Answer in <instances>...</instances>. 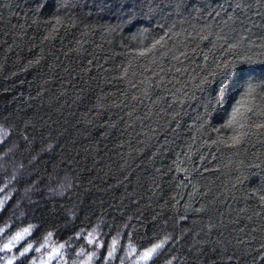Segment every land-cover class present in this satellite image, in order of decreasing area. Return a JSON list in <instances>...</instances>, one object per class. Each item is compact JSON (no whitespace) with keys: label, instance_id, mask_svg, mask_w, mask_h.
<instances>
[{"label":"trees","instance_id":"trees-1","mask_svg":"<svg viewBox=\"0 0 264 264\" xmlns=\"http://www.w3.org/2000/svg\"><path fill=\"white\" fill-rule=\"evenodd\" d=\"M107 2L0 0V249L29 229L0 259L48 241L40 255L52 241L64 257L55 264H81L92 248L91 264H203L201 249L217 241L231 249L238 237L253 238L238 255H255L264 242V130L253 127L238 148L213 141L233 135L234 108L264 107V0H242V10L219 0L220 17L209 15L218 0H148L146 16L136 0L102 9ZM181 51L182 63L172 58ZM246 57L245 78L225 79L217 67ZM65 66L91 71L72 81ZM204 76L213 82L198 88ZM31 250L13 264H36Z\"/></svg>","mask_w":264,"mask_h":264},{"label":"snow or ice","instance_id":"snow-or-ice-1","mask_svg":"<svg viewBox=\"0 0 264 264\" xmlns=\"http://www.w3.org/2000/svg\"><path fill=\"white\" fill-rule=\"evenodd\" d=\"M234 3V7L237 10H242L244 7V4L242 2V0H233ZM136 5L145 7L149 9V13H141L142 16H146L150 14V11L152 9V7L154 5L148 3V0H144L143 5H140V0H136ZM111 5V0H108L107 3L102 4L101 8L103 9L104 7H108L110 8ZM125 6L131 8L133 5L131 4H127V0H121V2L119 3V7L121 9H123ZM232 6V5H230ZM209 7H211V4H209ZM221 12H225V14H227V9L225 8L224 3L219 2L217 3L216 8L213 10V12H210L209 15H214L215 17H220L221 16ZM171 13H169L170 15ZM233 17L232 15H228V20H232ZM56 23L57 24H62L63 20L62 18L58 17L56 19ZM224 23H227V21H224ZM160 27H163V25H160ZM55 31V29L53 30ZM167 35V33H166ZM52 37L49 36H45L44 40H49ZM202 40H206L208 39L207 36H203L201 37ZM243 39L241 38L240 40H237L231 44H229L227 47L229 50H235L238 49L242 46L243 43ZM162 40L163 37L161 38V40H157L151 48L149 49H145V50H141L137 53V55L144 57L149 55L150 53H152L156 48L157 45H161L162 46ZM79 43V42H77ZM73 51H77L76 49H73ZM50 55L52 56H56L55 52H50ZM64 55H67V53H65ZM262 55H264V53H262ZM181 56H184L187 58L188 54L186 52L181 51L180 56H173L172 58L177 60L178 62H181ZM205 60H207V56L204 57ZM56 60L59 61L60 57L56 56ZM251 61V57H246L244 61H241L239 63V65L234 64L232 62H226L223 65H217V67H221L223 69V76L225 77V79L231 77V76H235L238 79H242L245 78L248 75V72L250 70H246L244 65L249 63ZM33 63L35 64H39L40 60L37 59L34 62L33 61H29V65L31 66ZM88 65H92V61L89 60ZM63 71L65 73H67L68 76H70L72 78V81H76V80H81L83 79V76L81 75L82 72L84 71H91V68H83L81 67L80 71L78 72L77 69L75 67H68L65 66L63 67ZM177 72L181 71V69L177 68L176 69ZM73 73H75V75H73ZM214 75V73H209L208 76H212ZM208 76H204L200 79V81L197 84V87L200 88L203 85H207V84H211L213 81L210 80L208 78ZM71 82V81H70ZM219 87L224 90L226 89L227 85L225 84V80L222 79L219 81ZM254 89L249 87L248 90L246 91L245 95L246 96H252L254 94ZM81 92H83V89H81ZM193 97H189V99H192ZM77 99H80V96H77ZM181 113L179 111L176 112L175 116H173V120L176 122V127H179V117H180ZM261 116L264 117V107L262 106H248V107H244L243 104L239 107H236L233 109V114H232V119L229 121L227 127H230L233 129V135L230 136L227 140H217V141H213V143H220L223 144L226 147L229 148H238L240 147L243 143L246 142V138L250 135V130L255 127L257 129H261L264 130V120L260 121L259 123H256L255 121H253L252 123H249L251 116ZM176 128H171V131H175ZM261 135H264V131H262L260 133ZM193 211H197V209H193ZM186 219V217H184ZM241 231H243V229H241ZM29 233V229H24L23 233H19L17 234L15 237H13L14 241H19L22 240L24 238L25 234ZM221 235H223L221 233ZM251 239L249 240H245L243 237H238L236 239V243L235 245H232L231 249L229 248V245L231 244V241H217L215 242V245L211 248H207V249H201L200 250V256L205 257L203 264H223V261L227 260L228 264H246V258L248 256L252 257L253 260V264H255V261L257 259V257H259L260 261L262 262V264H264V242H262L259 246L258 249H255V255H253V249L252 248H248L243 255H238V249L241 248V246H245L251 243ZM11 244L12 242L10 241L8 244H5L3 249H0V251H11ZM115 244L116 241H113L112 244V251L108 252V257L107 258H111L113 255V252L115 251ZM161 247L160 244L155 245L154 247L146 250L143 254L141 259L144 260H149L152 258L153 254ZM32 249V245L29 244L27 247H25L23 249V251L20 252L21 256H25L30 250ZM36 251H39V249H36ZM221 253H223V255H221ZM89 259H91V257H89ZM197 259H199V257H197ZM7 264H12V260L9 259Z\"/></svg>","mask_w":264,"mask_h":264},{"label":"rangeland","instance_id":"rangeland-1","mask_svg":"<svg viewBox=\"0 0 264 264\" xmlns=\"http://www.w3.org/2000/svg\"><path fill=\"white\" fill-rule=\"evenodd\" d=\"M10 241L12 242L11 244V248L12 246L17 243L18 241H14L13 240V237L10 238ZM8 241L7 244L10 242ZM20 241V240H19ZM92 243V242H91ZM51 244L52 246H50V248L48 249L47 252L45 253H42L39 255V251L38 253L36 254L37 256H39V259L37 260L36 264H55V261L54 259H56L57 256H59V259L60 261L64 260V257H63V250L61 251V253L59 254V247L58 245L54 244L52 241H51ZM46 245H48V241L44 242V243H40L39 245H36L35 248H33L31 251H36V249H42V248H45ZM83 253H85L86 255L83 256ZM82 254H80L79 256H77V258L80 259L81 261V264H91V259H89V257H91V255H95V251L94 249L92 248V250L87 254V252H84L83 251ZM2 256V255H1ZM19 256H21L20 254L19 255H16V254H13L11 256H2L0 261L3 260V262L7 263L9 259L12 260V264L14 263V261L16 260V258H18ZM82 257H84V259H82ZM37 259L36 257L33 258V260ZM89 259L88 263H87V260ZM30 262H32L31 264H34L33 261L31 260ZM0 264H2L0 262ZM60 264V263H59Z\"/></svg>","mask_w":264,"mask_h":264}]
</instances>
